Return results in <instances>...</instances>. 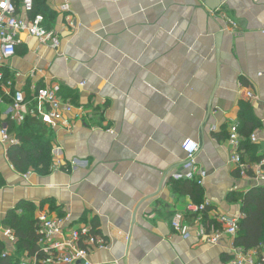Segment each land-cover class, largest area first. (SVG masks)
<instances>
[{
  "label": "crops",
  "instance_id": "0c3cea01",
  "mask_svg": "<svg viewBox=\"0 0 264 264\" xmlns=\"http://www.w3.org/2000/svg\"><path fill=\"white\" fill-rule=\"evenodd\" d=\"M48 2L59 47L24 31L2 71L28 95L37 87L74 93L85 114L71 130L52 128L47 174L16 170L0 137L5 253L35 258L5 235L8 212L29 202L36 218L41 210L71 214L74 226L95 228L108 246L90 253L91 264L263 260L264 246L244 251L225 233L211 239L222 230L221 216H244L234 198L264 186L232 163L229 143V126L247 101L262 124L253 131L257 156L264 153V0H222L214 11L205 0H71L70 13L61 12L63 0ZM10 112L0 96V129ZM186 139L200 144L195 165L206 173L199 185L210 206L204 222L191 224L186 213L188 237L172 226L175 214L195 203L172 176L188 172Z\"/></svg>",
  "mask_w": 264,
  "mask_h": 264
},
{
  "label": "built area",
  "instance_id": "2783aa9c",
  "mask_svg": "<svg viewBox=\"0 0 264 264\" xmlns=\"http://www.w3.org/2000/svg\"><path fill=\"white\" fill-rule=\"evenodd\" d=\"M33 10L34 0H0V84L5 85L6 89L11 88L8 91V95L12 97L9 117L18 124L24 122L27 105L33 102L34 105L28 113L39 117L52 128L71 130L74 122L85 114L83 107L74 104L71 99H64L51 87L34 88L32 99L28 100L26 92L21 88H14L12 81L6 80L2 71L3 63L14 57L18 47L22 45L21 34L24 31H28L30 35L39 38L41 41H50L55 48L59 47V37L44 25L45 18L43 15H31ZM60 10L62 13H70L71 0H63ZM229 22L236 28L237 23L234 20L229 19ZM247 97L253 99L255 95L250 91ZM0 137L1 141L9 146L19 142L9 132L6 125L1 126ZM250 140L255 144L259 143V131L253 132ZM241 141L242 135L239 131V125L237 122H233L229 126L232 163L240 170L242 175H252L258 181L264 182V153H260L262 159L255 164L254 168L244 160ZM182 148L187 155L185 166L188 172H178L172 176L176 179L195 180L202 184L206 173L197 169L195 165V156L200 151V144L194 140L186 139L182 143ZM207 206L208 202L202 204L191 203L188 205L186 212H177L172 220L174 230L182 236L188 237L189 225L186 222V213L196 214V223H200L203 220V213ZM239 221L240 217L221 216L222 230H217L211 241L217 243L222 233L235 237ZM37 233L40 236L39 248L47 255L42 261L47 264H91L89 261L90 253L95 249H103L108 246V241L101 235L93 233V228L90 225L74 226L71 214L55 216L46 210H41L37 216ZM5 235L12 240L16 239L11 229H7ZM36 260L35 257L34 260H22L18 264H35ZM243 260L244 258L240 257L224 264H244L245 261ZM248 263L264 264V259L260 262L249 259Z\"/></svg>",
  "mask_w": 264,
  "mask_h": 264
},
{
  "label": "trees",
  "instance_id": "16d2710c",
  "mask_svg": "<svg viewBox=\"0 0 264 264\" xmlns=\"http://www.w3.org/2000/svg\"><path fill=\"white\" fill-rule=\"evenodd\" d=\"M41 14L45 18L44 25L51 30L54 26L57 14L50 6L48 0H34V10L32 16ZM32 18V17H31ZM8 79L7 77L5 78ZM63 92L68 94L64 95ZM58 94L64 99H70L74 104L77 103V97L72 92L60 88ZM0 96L10 104L12 97L7 95L0 84ZM27 99L31 100L32 95L27 94ZM2 125H6L9 132L18 139L17 144L10 145L7 151L8 159L19 172L34 170L42 174H47L53 169V149L55 146L54 129L46 125L39 117L30 113L26 114L24 122L18 124L12 121L8 115ZM239 131L242 135L241 149L243 150L244 160L250 162H260L262 156H257L259 146L251 142L250 136L253 131L262 126L261 121L256 117L254 108L250 102L242 101L240 115L238 120ZM249 163V161H247ZM5 184V180L0 174V188ZM174 184L183 194H189L196 204L204 202L202 198L201 185L195 180H180ZM235 200L242 201V212L244 216L238 223V231L234 237V245L242 248L244 251L253 248H262L264 246V186H257L247 192L237 195ZM17 209L8 212L4 225L14 232L18 239L19 248L30 255L36 257L35 264H47L42 260L47 256L39 248L40 239L37 233V218L35 208L29 202H23ZM210 206H207L203 213L202 222L206 221L207 212ZM191 224L196 223V214H187ZM93 233L97 234L94 230ZM19 257L12 258L5 253V245L0 240V264H18Z\"/></svg>",
  "mask_w": 264,
  "mask_h": 264
},
{
  "label": "water",
  "instance_id": "95a60500",
  "mask_svg": "<svg viewBox=\"0 0 264 264\" xmlns=\"http://www.w3.org/2000/svg\"><path fill=\"white\" fill-rule=\"evenodd\" d=\"M205 2L206 5L213 11L219 8L222 4V0H205ZM79 264H83V263H79Z\"/></svg>",
  "mask_w": 264,
  "mask_h": 264
},
{
  "label": "rangeland",
  "instance_id": "374dc122",
  "mask_svg": "<svg viewBox=\"0 0 264 264\" xmlns=\"http://www.w3.org/2000/svg\"><path fill=\"white\" fill-rule=\"evenodd\" d=\"M34 103L33 102H30L28 105H27V110H26V113L29 112V109H31L33 107Z\"/></svg>",
  "mask_w": 264,
  "mask_h": 264
}]
</instances>
